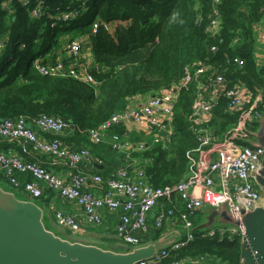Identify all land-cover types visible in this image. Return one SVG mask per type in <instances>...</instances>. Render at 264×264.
<instances>
[{
	"label": "trees",
	"instance_id": "obj_1",
	"mask_svg": "<svg viewBox=\"0 0 264 264\" xmlns=\"http://www.w3.org/2000/svg\"><path fill=\"white\" fill-rule=\"evenodd\" d=\"M7 1L0 0V121L43 114L59 116L71 128L87 133L123 109L128 99L168 89L180 79L186 65L197 62L225 72L230 84L242 82L252 92L254 87L264 85V72L252 56L251 29L264 15V0H220V36L224 43L217 53L210 50L217 39L205 33L212 12L211 0H45L46 10L53 14L57 9L78 10L77 16L64 22L50 17L31 19L28 7H22L20 0H10L13 13L9 14L2 8ZM32 2L29 0V4ZM198 16L201 25L195 23ZM95 21L99 25L92 34ZM86 34L94 60L89 73L98 84L96 88L73 78L45 76L38 71L37 64L49 65L47 61L38 63V59L49 52L47 60H53L62 36L71 41ZM225 56L240 57L243 67L226 65ZM62 63L68 66V62ZM194 92L191 87L181 92L173 112L174 133L169 142L144 143V170L153 186L175 184L186 173L185 154L197 147L190 122ZM226 104L227 100L221 97L213 109L211 126L218 136L237 121V115L225 111ZM117 126L109 132L116 133ZM178 203L166 204V209L173 207L174 216L180 218L185 211L182 205L183 211L176 214L174 205ZM200 216L195 212L190 218L193 227ZM153 218L147 219L149 227L145 233L133 234L137 247L160 237L163 229L153 226ZM56 235L64 236L60 231ZM174 259L239 264L240 241L238 237L208 240L200 232L186 247L170 254V260Z\"/></svg>",
	"mask_w": 264,
	"mask_h": 264
},
{
	"label": "built area",
	"instance_id": "obj_2",
	"mask_svg": "<svg viewBox=\"0 0 264 264\" xmlns=\"http://www.w3.org/2000/svg\"><path fill=\"white\" fill-rule=\"evenodd\" d=\"M10 0L2 5L9 14L13 11L9 5ZM220 0H211L212 12L205 27V33L217 39L216 45L210 48L212 53L219 51L224 40L220 36L222 17L218 9ZM22 7H28V15L31 19L53 18L57 22L68 21L77 16V9H57L54 14H46L45 0H21ZM29 4V5H28ZM30 7V8H29ZM201 25L202 19L198 16L195 20ZM99 25L95 21L92 25V34L96 33ZM109 29L108 26H104ZM88 39V37H87ZM264 40V36H263ZM237 41L235 39L232 45ZM86 43L82 38H74L68 42L67 50L71 57L68 66L62 62L52 63L46 66L36 65L38 71L45 76L69 77L79 82L96 88L97 82L89 73V66L82 62L81 54ZM3 41L0 40V50ZM226 58V65L236 68L243 67V59L238 56ZM197 84L202 89L198 90L192 105L190 122L194 127V135L198 145L195 149L186 152L188 163L184 177L175 184L156 187L151 185L143 172H138L135 178L130 180H108L107 189L102 196H95L84 190L87 183L86 177L78 171L79 164L89 160V151L81 149L77 152H69L62 146L60 136L70 128L67 122L59 116L40 115L35 118L19 117L16 120H4L0 122V139L8 141H22L21 152L27 153L25 145L43 155L54 158L66 159L76 172L68 180L62 179L50 171L35 163L24 160L21 155H7L0 153V168L14 191H19L27 200H39L43 197V188L56 193L62 199L71 201L79 206L84 214L85 223L89 226H99L102 223L101 211L110 213L121 211L115 232L121 241L120 247L133 249L137 247L138 240L134 233H145L149 227L148 216L156 212L153 218V226L161 229L164 221L174 219V208H164V204L182 202L185 213L180 215L183 224L182 237L155 254L151 260L140 261L136 264H184L196 263L189 259L170 260V254L186 247L195 237L190 218L201 208L227 209L228 215L235 225L216 227L203 233L205 239H222L226 237H238L239 241L245 237V227L242 223L241 212L258 208L260 200L264 198L260 188L256 187V178L261 170V162L264 149L260 147H238L234 141L244 140L247 134L244 132L247 121L259 117V113L253 107L246 108L252 93L242 82L231 83L225 77V72H218L201 62L183 68L180 79L168 89L146 94L140 97L133 105L124 107L112 114L97 127L87 131V135L94 144L104 141L108 131L115 125L135 123L143 125L151 132L153 143H165L173 134V112L182 91ZM227 100V113H237L238 121L235 127L229 129L223 137L213 135V131L203 129L204 124H209L213 118V109L219 99ZM37 127L43 134L52 135L49 140L39 137L31 126ZM111 147L117 153L129 156L131 149L144 150L143 143L133 144L126 138L118 135L111 136ZM29 173L35 181L20 182L15 174ZM93 181L102 183V178L94 176ZM54 222L59 228L75 237L81 231L77 220L66 215L60 210L54 211Z\"/></svg>",
	"mask_w": 264,
	"mask_h": 264
},
{
	"label": "crops",
	"instance_id": "obj_3",
	"mask_svg": "<svg viewBox=\"0 0 264 264\" xmlns=\"http://www.w3.org/2000/svg\"><path fill=\"white\" fill-rule=\"evenodd\" d=\"M21 1V0H20ZM252 56L253 60L256 63V66L264 72V15L260 19L259 22L252 26ZM87 35V34H86ZM77 35L76 37L84 39L86 44H90L87 37L88 35ZM69 42V41H68ZM68 42L64 41L61 45H58L59 48L55 49V55L53 60H47L50 58L51 53L43 54L39 59L38 63L47 61L46 64H52L56 62H68L70 63L71 57L68 54L67 45ZM82 62L88 64L89 68L94 66V60L91 52V47L85 48L81 54ZM264 77V75H263ZM246 86V85H245ZM193 88L194 98L195 100L196 94L198 90L202 89L203 87L194 84L190 86ZM247 87V86H246ZM252 93V97L248 104H246V108L253 107L255 111L259 113V117L256 119H251L247 121L244 132L247 134V138L244 140H236L234 143L238 147L243 146H260L264 145V85L261 87H254V92L248 89ZM145 97V95H136L130 99H128L126 106L133 105L135 101H138L140 97ZM218 104V103H217ZM125 106V107H126ZM226 109V108H225ZM237 115L238 121V114L237 113H230ZM213 119V118H212ZM236 121V124H237ZM212 122V120H211ZM211 122L207 125L204 124L202 126L203 129L209 130V128L213 131L211 126ZM232 126L231 128L235 127ZM32 130L41 138L49 140L52 135L43 134L37 127L31 126ZM229 128V129H231ZM228 129V130H229ZM194 127L192 125L191 131L194 135ZM227 130V131H228ZM116 133H112L111 131L107 133L104 138V141L99 144H94L90 138L88 137L87 133L78 132L74 128L66 129L63 134L60 136L62 146L69 152H77L81 149H85L89 151L90 159L82 161L78 166V171L83 174L86 179L88 180L86 185L84 186V190L92 193L95 196H102L106 189L107 184L106 181L112 180H122L123 179L132 181L136 174L140 171L147 179L144 170V163L142 159V152L143 150L131 149L129 151V156L127 157L126 154L117 153L111 147V136L112 134H117L120 138H126L131 141L133 144L137 143H146L150 142L151 144H155L152 141L151 132H149L148 128L143 125H136L135 123L129 122L124 124H119L115 127L114 130ZM225 131L222 135L218 137H223V135L227 132ZM174 133V132H173ZM173 135V134H172ZM171 135V136H172ZM170 136V137H171ZM194 138L196 139L195 135ZM169 140L165 143H168ZM197 142V139H196ZM165 143H157V144H165ZM22 141H8L6 139H0V153H4L7 155H21L24 160L37 164L38 166L50 171L51 173L57 175L58 177L68 180L72 174L76 172V170L69 165L66 159L54 158L51 156L43 155L41 153L35 152L31 149L30 145H25L27 149V153L23 154L21 152ZM146 144H144L146 146ZM198 145V142H197ZM148 147V145H147ZM186 158V157H185ZM264 161V155L262 157V163ZM188 164V163H187ZM185 175V174H184ZM182 176V178L184 177ZM16 178L21 181H35V179L29 173H16ZM94 176H99L102 178V183H97L93 181ZM181 178V179H182ZM8 182L6 181L3 171L0 168V187H5L7 189ZM44 192L43 197L36 201L40 202L41 207L44 209L46 216L49 218L50 224H55L54 222V211L60 210L66 215L73 216L77 222L81 226V231L75 236L79 242L88 245H95L97 247H101L104 249H110L111 247L119 248L121 245V241L118 239L115 228L119 221V216L121 211H117L115 213H110L108 211L102 210V223L99 226H89L85 223V217L83 214L82 209L77 206L75 203L71 201H67L62 199L56 193L50 192L44 188V186L40 183ZM10 187V185H8ZM255 186L260 188V190H264L260 187L259 184H255ZM11 188V187H10ZM12 189V188H11ZM9 190V189H7ZM14 191V190H11ZM16 195L20 198H24V196L19 191H15ZM168 205V204H167ZM166 204H164V208H167ZM182 203L175 204L176 214L183 211ZM259 207H264V198L260 200ZM207 208L198 209L196 212L199 213L200 218L196 221V225H194L196 232L197 229L205 223V218L208 215ZM220 212H224L225 210H219ZM156 212H152L149 214L148 219L152 221L153 215ZM224 220L221 218H216L214 225L224 224ZM227 223V222H225ZM183 224L179 217H174L172 220H166L162 226V232H172L179 233L182 237L183 234ZM58 227V226H57ZM216 228V227H215ZM64 233L65 230L60 228ZM68 232L66 231V235ZM139 233H134L135 236H138ZM70 235V234H69ZM203 232H201V236ZM179 236V237H180ZM70 237V236H69ZM180 237V238H181ZM209 240V239H208ZM184 264H210L204 261L196 262V263H187Z\"/></svg>",
	"mask_w": 264,
	"mask_h": 264
},
{
	"label": "water",
	"instance_id": "obj_4",
	"mask_svg": "<svg viewBox=\"0 0 264 264\" xmlns=\"http://www.w3.org/2000/svg\"><path fill=\"white\" fill-rule=\"evenodd\" d=\"M89 47L90 44L85 45ZM254 147L264 149V145ZM256 181L264 189V161ZM40 204L0 187V264H136L151 260L181 237L174 231L162 232L156 241L145 246L120 247L119 251L104 249L79 242L50 224ZM207 209L205 223L197 232L193 228L195 235L215 227L235 225L225 207ZM223 209L224 212L219 211ZM216 218L227 223L214 225ZM241 218L245 237L240 242L239 264H264V207L242 211ZM59 231L63 237L56 235Z\"/></svg>",
	"mask_w": 264,
	"mask_h": 264
},
{
	"label": "rangeland",
	"instance_id": "obj_5",
	"mask_svg": "<svg viewBox=\"0 0 264 264\" xmlns=\"http://www.w3.org/2000/svg\"><path fill=\"white\" fill-rule=\"evenodd\" d=\"M46 14H48V17H49V15H51V14H53L52 12H50V11H48ZM59 41L60 42H64V41H66V42H68L69 41V38L67 37V36H62L60 39H59ZM122 110V109H121ZM120 111V110H119ZM7 187V189H9L10 191L12 190L8 185L6 186ZM5 188V187H4ZM15 192V191H14ZM31 201V200H30ZM33 202H36V201H38V200H32ZM47 225V224H46ZM61 230V229H60ZM110 248L111 249H113V250H115V251H119L120 249H117V248H115V247H111L110 246Z\"/></svg>",
	"mask_w": 264,
	"mask_h": 264
},
{
	"label": "flooded vegetation",
	"instance_id": "obj_6",
	"mask_svg": "<svg viewBox=\"0 0 264 264\" xmlns=\"http://www.w3.org/2000/svg\"><path fill=\"white\" fill-rule=\"evenodd\" d=\"M260 193L262 194V197L264 195V190H260ZM196 236V235H195Z\"/></svg>",
	"mask_w": 264,
	"mask_h": 264
}]
</instances>
